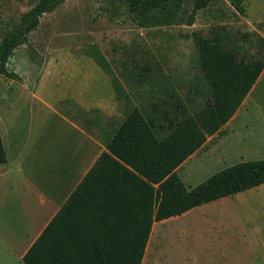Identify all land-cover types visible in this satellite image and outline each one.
<instances>
[{
  "label": "trees",
  "instance_id": "trees-1",
  "mask_svg": "<svg viewBox=\"0 0 264 264\" xmlns=\"http://www.w3.org/2000/svg\"><path fill=\"white\" fill-rule=\"evenodd\" d=\"M65 1L35 0L4 32L0 76L20 80L9 70V58L42 17ZM119 1L144 27L173 24L183 2ZM214 1L191 0L186 24L192 25L198 12ZM226 1L237 14H244V0ZM240 35L253 44L252 53L227 33H193L199 68L209 88L204 106L195 113H189L177 96L174 102L164 101V106L152 103L145 116L133 105L101 50L95 44L86 47L95 65L110 75L115 100L124 102V117L106 135L105 149L26 250L24 264H141L154 222L264 183V159L228 166L190 189L177 174V168L233 116L264 68V37L256 32ZM155 129L168 133L158 138ZM5 162L0 136V164Z\"/></svg>",
  "mask_w": 264,
  "mask_h": 264
},
{
  "label": "rangeland",
  "instance_id": "rangeland-1",
  "mask_svg": "<svg viewBox=\"0 0 264 264\" xmlns=\"http://www.w3.org/2000/svg\"><path fill=\"white\" fill-rule=\"evenodd\" d=\"M34 1L0 0V38ZM243 6L245 12L239 15L228 1L215 0L198 12L192 25H187L186 17L192 2L183 0L173 24L144 27L119 0H67L45 14L25 43L9 58L8 68L17 73L20 80L0 76V126H6L14 114L32 132L42 130L47 132L45 135L59 132L65 136L68 156L72 153L68 145L74 142V130L53 113L51 107L47 108L48 103L55 111L89 129L103 143L106 135L123 119L125 107L123 101L115 98L110 114L99 107L112 88L110 75L97 67L86 53L90 44L101 50L133 105L145 116H149L152 103L164 106V101L174 102L177 96L189 113H195L204 106L209 88L199 68L193 33L205 36L212 30L227 33L252 53L253 44L240 34L256 32L252 30L256 26L264 30V0H244ZM250 38L254 40L253 36ZM94 83L99 89V106L85 110L72 96L78 95L83 85ZM170 95L173 97L169 98ZM39 96L41 100H38ZM155 133L158 138H163L168 131L155 129ZM224 134V131L218 132L206 140L196 158L178 168L177 174L186 188H193L228 166L257 158L256 155L246 157L245 152L224 153L223 146H217ZM256 142L257 136H251L246 143L253 145ZM221 155L223 162L219 160ZM7 222L8 217L0 206V226ZM160 227L159 231H165L170 222ZM154 234L155 230L142 264H161V248L165 249L164 264L185 260V242L179 255L176 243L168 240L164 246L162 238L154 241Z\"/></svg>",
  "mask_w": 264,
  "mask_h": 264
},
{
  "label": "crops",
  "instance_id": "crops-1",
  "mask_svg": "<svg viewBox=\"0 0 264 264\" xmlns=\"http://www.w3.org/2000/svg\"><path fill=\"white\" fill-rule=\"evenodd\" d=\"M252 30L264 37V30L257 26ZM98 95L94 83L83 85L72 98L81 108L91 110L99 106ZM113 99L110 91L99 107L110 114ZM46 105L74 130V142L68 145L72 153L68 156L65 136L59 132L51 135L42 130L32 132L14 114L6 126H0L6 154V162L0 164V206L8 217L7 224L0 226V264H24L22 257L26 250L105 149L90 130L55 111L51 104ZM222 131L225 134L217 146L222 145L224 153L245 152L246 157L256 155L255 160L264 159V68L218 132ZM251 136H257V142L247 145ZM200 148L180 166L196 158ZM169 222L168 229L159 231L160 226ZM153 230L154 241L162 238L164 246L168 240L176 243L179 255L183 242L186 243V258L177 264H264V183L154 222L144 254ZM164 253L161 248V264Z\"/></svg>",
  "mask_w": 264,
  "mask_h": 264
}]
</instances>
